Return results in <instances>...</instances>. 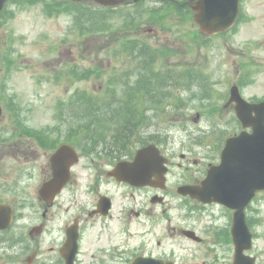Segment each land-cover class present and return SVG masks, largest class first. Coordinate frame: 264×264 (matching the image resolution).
<instances>
[{
	"label": "rangeland",
	"instance_id": "obj_1",
	"mask_svg": "<svg viewBox=\"0 0 264 264\" xmlns=\"http://www.w3.org/2000/svg\"><path fill=\"white\" fill-rule=\"evenodd\" d=\"M62 1L65 0H10L0 13L2 53L7 57L0 64V91L5 92L6 107L0 115V138L9 136L18 126L17 113L31 127L55 128L53 136L56 137L68 126L88 121L91 108L108 109L103 82L113 68L114 73L133 71L139 59L130 53L127 56L118 53L117 46L122 40L138 41L149 50L150 62L141 59L144 71L153 66L177 69L179 64L204 68V76L197 75L189 82L191 89L175 84L174 89H179L175 93L180 97L170 99L171 105L165 113L152 109L150 117L153 118L147 119L148 124L143 123L140 133L134 137V141L139 137L140 142L151 134L154 138L161 134L164 143H182L174 162L180 161V155L193 144L195 153L191 156L198 159L199 167L218 160L214 149L240 127L233 116V104H227V91L233 83L238 81L250 99L264 98V0H241V19L231 30L218 35L201 32L191 20L190 10L176 16L165 8L157 18L144 21L137 28L91 36L80 34L69 11L55 7L46 10L47 6ZM179 1L184 6L185 0ZM179 10L183 12L184 8ZM194 30L201 33L199 38L191 33ZM201 40L207 43L201 45ZM154 47L159 48L157 54ZM135 51L138 49L132 52ZM89 69H102L108 74L84 78ZM138 72L131 80H136ZM141 73L150 85L153 73ZM215 81H218L217 87H213ZM157 91L162 96L164 88ZM91 98L94 100L90 102ZM176 102H182L181 106H176ZM227 127L230 131L224 133ZM139 130L137 127L136 132ZM27 142L32 141L28 138ZM185 202L172 196V217L183 224H195L205 237L202 247L199 245V260H206L207 264H232V253L220 245L227 240V227L231 224L229 212L221 206L201 208ZM20 206L19 214H22L24 209L20 211ZM250 214L252 229L257 235L252 254L257 255V264H264V191L251 204ZM20 233L17 229L14 234ZM9 238L16 241L9 231L0 234L1 241ZM16 248L20 250L19 246ZM0 264H9L2 254Z\"/></svg>",
	"mask_w": 264,
	"mask_h": 264
},
{
	"label": "flooded vegetation",
	"instance_id": "obj_2",
	"mask_svg": "<svg viewBox=\"0 0 264 264\" xmlns=\"http://www.w3.org/2000/svg\"><path fill=\"white\" fill-rule=\"evenodd\" d=\"M19 135L0 143V203H11L16 215L18 190L28 194L26 198L33 194L38 199L37 222L20 242L27 261L65 264L66 252L74 256L77 264H130L139 256L151 257L153 264H191L196 258L192 264H199L197 254L203 239L200 242L186 233L191 230L199 235L197 227L172 217V196H178L177 186L201 179L203 167L191 156L192 151L181 155L185 163L171 161L165 183L139 186L109 174L120 160L133 158L129 152L116 158L106 145L79 148L80 157H84L70 167V177L62 187L58 186L57 194L51 197L49 193L45 200L40 192L53 176L51 151L33 142L26 131ZM28 138L32 142H27ZM170 176L178 181L174 191ZM34 180L38 181L36 186L32 184ZM69 236L73 237L72 247L67 249ZM16 247L13 241L6 240L5 255L13 256ZM201 262L207 264L205 260Z\"/></svg>",
	"mask_w": 264,
	"mask_h": 264
},
{
	"label": "water",
	"instance_id": "obj_3",
	"mask_svg": "<svg viewBox=\"0 0 264 264\" xmlns=\"http://www.w3.org/2000/svg\"><path fill=\"white\" fill-rule=\"evenodd\" d=\"M5 2L6 0H0V10ZM195 8L197 9L195 19L202 30L221 32L236 22L240 13V0H198ZM1 43L0 38V46ZM231 98L237 102L236 109L244 124L252 125L254 132L243 131L239 136L229 138L223 150L222 162L211 167L202 186H186L180 190L205 202L218 201L236 208L233 226L237 244L235 264H254L255 257L243 254V250L251 247L252 242V234L245 221L244 208L257 189H264V101L256 104L247 103L236 86L232 89ZM252 111L256 112V116H251ZM64 148L65 146L56 153L55 158ZM165 160L160 149L152 144L140 149L133 162L120 163L114 173L135 183H146L147 177L155 172L158 180H161L164 169H160L164 168ZM57 183L55 181V185ZM10 221L11 209L0 205V228L9 225ZM68 264L74 263L68 260Z\"/></svg>",
	"mask_w": 264,
	"mask_h": 264
},
{
	"label": "trees",
	"instance_id": "obj_4",
	"mask_svg": "<svg viewBox=\"0 0 264 264\" xmlns=\"http://www.w3.org/2000/svg\"><path fill=\"white\" fill-rule=\"evenodd\" d=\"M88 18H81L82 22H87ZM95 22L92 23V25H94ZM88 29H91V27L89 25L86 26ZM178 82H180V79H176ZM191 80H193V78H188L187 83L190 82ZM180 84H183L180 82ZM175 86V85H174ZM174 86L171 87V91H167L165 92V95L169 96L170 95V99L174 100L176 98H179L180 96L177 95L175 92H177L179 89H174ZM189 87V86H188ZM170 99L167 102L166 101V97L163 98V100L159 99L155 101V106L157 107V109H164L166 107V105H171L170 103ZM171 100V101H172ZM182 103V102H181ZM181 103L176 102V106H180ZM109 108L107 109L108 112H114L113 114L109 115H105L104 113L101 114H90L89 112V122L84 123V124H78V126H89V128H98L101 130L98 131H94L91 134H94L96 136H104L106 135H110V132L108 131H104L102 129L104 128H113V127H121V131L120 130H116L113 132V136H114V141H115V146H119L121 144L120 141L124 142L122 140V136H125L127 134H132L134 133L136 127H139L141 125V123L144 120V117L139 116L138 112H139V104L135 103L132 104L131 101H123L120 103L117 102H109L108 103Z\"/></svg>",
	"mask_w": 264,
	"mask_h": 264
}]
</instances>
